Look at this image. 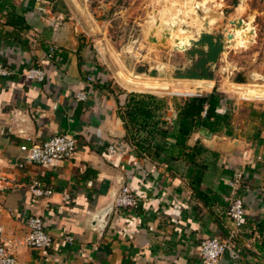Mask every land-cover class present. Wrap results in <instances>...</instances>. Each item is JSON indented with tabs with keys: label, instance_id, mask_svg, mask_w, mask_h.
<instances>
[{
	"label": "crops",
	"instance_id": "obj_1",
	"mask_svg": "<svg viewBox=\"0 0 264 264\" xmlns=\"http://www.w3.org/2000/svg\"><path fill=\"white\" fill-rule=\"evenodd\" d=\"M92 2L13 0L30 26L19 40L17 31L5 24L6 12L0 14V62H7L14 71L0 77V170L9 180L0 190L4 242L16 264H205L201 243L227 238V207L208 206L196 196L183 159L163 156L154 161L125 141L126 129L118 112L128 93L120 80L110 77L103 56V22L97 20ZM166 3L145 0L142 8H152L158 20L166 22L160 16L169 8ZM50 47L66 60L49 59ZM30 68L45 70L46 79L29 81L23 73ZM147 87L168 90L162 84ZM83 91L88 100L78 102L77 95ZM246 97L264 99V90H253ZM229 99L234 109L232 136L198 132L188 146L200 141L207 149L202 156L209 164L202 191L211 189L221 195L220 183L232 177L225 170L246 173L241 194L247 223L235 240L242 258L233 262L225 255L218 264H264V107L253 106L247 112L244 103ZM167 102L166 119L174 133L180 102ZM66 133L78 141L70 159L51 166H18L24 164L22 145ZM215 136L239 145L229 153L219 146L211 149L206 141ZM168 142L174 144L171 138ZM120 145L124 150L109 153L110 146ZM34 180L52 189V197H33L29 186ZM123 185L138 197L137 209L115 205ZM222 196L226 201V195ZM30 216L43 218L53 238L50 248L36 250L22 244Z\"/></svg>",
	"mask_w": 264,
	"mask_h": 264
},
{
	"label": "rangeland",
	"instance_id": "obj_2",
	"mask_svg": "<svg viewBox=\"0 0 264 264\" xmlns=\"http://www.w3.org/2000/svg\"><path fill=\"white\" fill-rule=\"evenodd\" d=\"M92 1L97 20L103 22V27L100 28L103 32L101 36L104 37L103 56L109 65L110 77L113 81L120 80L126 87L122 88L125 93H149L166 100L182 102L189 97L188 94L203 95L217 87L226 91L229 97H234L236 102L244 103L248 107L245 110L247 112L253 106L264 107V99L246 97L253 90H264V0H166L169 8H165V12L160 14L166 22L158 20L152 8H142L145 0ZM181 6L184 7L182 10ZM172 16H175L174 19L168 20ZM237 19L244 21L245 29L235 30L230 26L229 22ZM178 20L180 29L170 37V44L176 51L158 50L144 43L140 34L143 27L152 26L157 21L176 25ZM205 22L212 29L227 28L235 35L234 41L215 68V81H181L171 76L162 79L145 75L142 63H148L150 67L168 75L176 64L186 67L188 60L181 52L190 45L193 34L181 27H200L197 29L200 32L204 29ZM128 57L134 60L135 71L142 72V75H134V71L126 67L125 59ZM243 69L250 72L252 84L232 83L234 75ZM130 80L135 85L126 83ZM161 84L168 90L146 88L147 85Z\"/></svg>",
	"mask_w": 264,
	"mask_h": 264
},
{
	"label": "trees",
	"instance_id": "obj_3",
	"mask_svg": "<svg viewBox=\"0 0 264 264\" xmlns=\"http://www.w3.org/2000/svg\"><path fill=\"white\" fill-rule=\"evenodd\" d=\"M3 12H6L8 18L5 24L17 31L16 39L19 40L22 32L30 29L25 17L17 12L13 0H0V14ZM51 49H54L53 60L59 56L63 61L66 60V56L55 47L48 48V53ZM0 64L8 66L5 61ZM147 89L158 90L154 87ZM231 104L228 95L220 92L217 87L210 93L185 98L182 102L176 103L178 118L174 123V133L171 132V125L166 119L167 100L153 94H128L127 101L120 106L118 115L124 123L125 141L128 144L140 155L151 157L154 161L160 160L163 156L183 159L187 165L186 177L192 178L191 186L196 196L208 206L214 203L226 206L228 217L229 204L222 196L223 193L226 197L229 194L228 182L220 183L221 195L211 189L202 191L201 186L209 167L202 156L207 149L200 141H197L194 147H189L188 142L198 132L206 136L223 132L227 136H232L234 109ZM168 138L174 140L173 145L169 144ZM225 173L232 176L234 172L225 170ZM225 233L228 238L230 229Z\"/></svg>",
	"mask_w": 264,
	"mask_h": 264
},
{
	"label": "built area",
	"instance_id": "obj_4",
	"mask_svg": "<svg viewBox=\"0 0 264 264\" xmlns=\"http://www.w3.org/2000/svg\"><path fill=\"white\" fill-rule=\"evenodd\" d=\"M54 49L48 55L52 59ZM14 71L9 66L0 64V77H9ZM23 76L29 81L43 82L47 73L40 68H30L24 71ZM89 83L92 78H88ZM187 96H199L198 94H188ZM88 100L86 91L77 95L78 102ZM78 145L77 138L69 133L60 134L49 138L42 143L32 142L24 144L20 147L24 164H18L19 167L36 164L41 166H51L57 161H65L70 159L76 152ZM120 150H124V146H110L108 151L116 154ZM246 173L244 171H236L228 182L229 194L226 202L229 204L228 219L230 222V234L225 240L218 238H208L201 243L200 256L205 264H218L220 259L225 255L233 262H238L242 258V250L236 245L235 240L242 232L243 227L247 223V211L245 207L244 197L241 194L245 188ZM9 185V180L4 172L0 170V190L4 186ZM29 191L36 199L50 198L54 191L44 187L38 180L32 181ZM115 205L122 209H137L139 207V199L136 194L128 187L123 186L115 199ZM4 229L0 226V264H16V258L12 254L7 243L4 242ZM72 240V239H70ZM22 244L36 250H45L52 246L53 238L47 232L44 220L40 216H30L27 220V235Z\"/></svg>",
	"mask_w": 264,
	"mask_h": 264
},
{
	"label": "water",
	"instance_id": "obj_5",
	"mask_svg": "<svg viewBox=\"0 0 264 264\" xmlns=\"http://www.w3.org/2000/svg\"><path fill=\"white\" fill-rule=\"evenodd\" d=\"M229 24L232 28L234 27L235 30L241 28L245 29V24L242 19L230 21ZM181 28L193 34L190 45L184 52H181L187 57L188 65L183 67L180 64H176V67L171 71L170 75H168L166 72L150 67L148 63H142L145 67V75L151 78L162 79H167L171 76V78L181 81H215V68L221 56L227 52L229 46L234 41V32L229 31L227 28H219L218 30L212 29L209 27L208 22L204 23V29L200 32H198L196 28H191L190 26H183ZM179 29L180 20L177 21L176 25H167L157 21L152 26L143 27L140 34L144 43L150 47L158 50L172 49L176 51L170 44V37L172 33H177ZM134 64L135 62L132 58L128 57L125 59L126 67L130 71H134V75H142V72L135 71ZM232 83L240 85L252 84L250 72L245 69L238 71L234 75ZM206 144L211 149H216V147L219 146L227 153L233 152L239 145L238 142H233L231 144L226 143L219 136H215L211 141H206Z\"/></svg>",
	"mask_w": 264,
	"mask_h": 264
}]
</instances>
